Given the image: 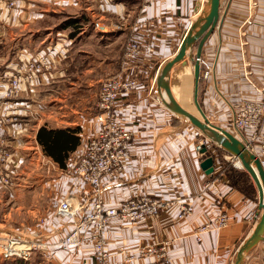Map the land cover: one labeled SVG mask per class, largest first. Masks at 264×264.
<instances>
[{"label": "crops", "instance_id": "1", "mask_svg": "<svg viewBox=\"0 0 264 264\" xmlns=\"http://www.w3.org/2000/svg\"><path fill=\"white\" fill-rule=\"evenodd\" d=\"M206 2L162 0L142 10L141 0H25L19 2L13 11L0 12V50H4L1 49L4 45H10V51H14L10 61L9 56L0 54V73L15 67L21 51H26L33 58L53 61L50 71L40 76L34 97L14 101L21 111L19 124L10 130L23 131L20 137L22 145L15 148L12 137L7 134L0 136V150L11 155L8 169L11 185L0 184L1 189L12 193L13 180L23 162L29 137L39 149L35 136L44 123L53 128H60V125L80 127L81 145L75 157L82 154L84 141L93 135L95 105L91 112L72 111L71 114L67 112V116L55 117L51 109L48 111L45 95L51 94L62 79H67L69 59L77 58V65L81 56L91 55V59H85L92 62L86 70L95 71L92 79L97 81L110 77L138 78V86L130 94L122 96L115 109L125 128L136 134L130 144V158L119 183L103 179V200L106 206L117 207L133 194H140L171 205L146 223L110 221L106 234L111 254L109 264H122L127 255H138L129 264H155L154 258L142 257L139 251L164 242H169L167 253L175 264H234L238 248L255 229L258 199L257 203L253 202L230 186L217 153L214 174H205L201 162L211 156H198L195 149L197 140L205 136L166 107L156 81L160 67L176 56L184 33ZM53 14L78 15L76 17L89 20L94 31L90 35L81 34V39L77 40L79 34L71 39L67 29L56 27ZM49 20L51 23L47 24ZM8 25L20 31L32 25L36 32L32 33L28 28L27 36L10 34L11 39L5 41ZM79 25L84 27L82 23ZM129 41L142 44L143 52L124 62V46ZM89 43L93 44V49L87 54L88 50H83V46ZM197 47L198 44L191 53L193 56ZM201 56L213 63L214 73L208 82L200 79V107L210 124L235 134L231 124L237 109L243 102L260 101L263 96L264 0H221L219 25L205 43ZM7 61L9 63L3 66ZM178 78V82L171 86L173 96L184 109L202 119L194 102L192 66L181 70ZM206 140L207 148L212 149L214 144ZM1 142L5 145L1 146ZM45 161L55 170L49 160ZM3 173L0 166V176ZM52 190L58 198L56 208L68 195H79L83 202L89 196L87 188L66 176L54 182ZM224 199L230 203L228 228L222 234L208 233L202 242H198L193 235L194 230L216 218L218 200ZM183 203L191 204L194 214L180 220ZM47 218L45 226L39 229L35 226L30 230L40 234L50 246L48 253H38L43 258L41 264H95L93 233L82 234L78 247L62 251L58 249V242L71 225L55 214ZM121 250L127 254H121ZM244 264H264V242L247 255Z\"/></svg>", "mask_w": 264, "mask_h": 264}, {"label": "built area", "instance_id": "2", "mask_svg": "<svg viewBox=\"0 0 264 264\" xmlns=\"http://www.w3.org/2000/svg\"><path fill=\"white\" fill-rule=\"evenodd\" d=\"M25 0H0V12L13 11ZM96 1V0H92ZM162 0H141L142 10ZM142 44L129 41L124 46L123 61L131 60L141 55ZM196 56V55H195ZM194 61L200 66V79L208 82L212 79L214 65L201 57ZM53 61L46 58H33L26 51H21L19 61L9 71L0 73V136L7 134L13 138V147L21 144L22 130H10L19 124L20 109L14 102L17 99H32L35 86L44 73L50 71ZM138 78L119 79L106 78L101 82L100 90L95 103L93 121L95 130L84 145L83 152L77 160L69 163L65 168L70 180H75L89 190L86 202L76 194L63 198L56 208L55 215L71 225L68 233L59 240L58 249L68 251L78 247L81 235L93 233V259L95 264H109L111 254L106 238L107 226L110 221L117 220L123 224H142L151 218L161 215L171 204L164 200L148 195L133 194L117 207H108L103 200V179L110 183H119L125 174L126 164L130 158V144L136 134L128 131L116 114V106L122 96L130 94L138 86ZM260 101H246L237 109L232 120L231 128L235 135L256 156L264 169V89ZM5 143L1 142V146ZM207 147V140H197L195 149L198 156L216 158L215 150L208 147L209 153L201 152ZM11 155L0 150V166L4 173L0 176V184L10 186L8 172ZM232 159L236 169L240 163ZM234 158V159H233ZM224 159V158H223ZM15 165V164H14ZM63 170L61 172H64ZM214 174V173H213ZM208 175V176H212ZM219 213L212 222L204 223L193 232L198 242H202L206 234L216 232L222 234L229 226L230 203L227 199L218 200ZM180 220H185L194 214V208L189 203L180 206ZM169 242L159 245H149L139 251L142 257H152L155 264H175L169 257L167 248ZM49 244L40 237V234L24 231H4L0 229V257L6 260L27 262L33 254L49 252ZM121 254H127L121 250ZM138 258V255H127L122 264H129ZM59 264V263H55Z\"/></svg>", "mask_w": 264, "mask_h": 264}, {"label": "rangeland", "instance_id": "3", "mask_svg": "<svg viewBox=\"0 0 264 264\" xmlns=\"http://www.w3.org/2000/svg\"><path fill=\"white\" fill-rule=\"evenodd\" d=\"M53 15L54 16L52 17L55 20L57 28L69 26L66 29L67 31H69L68 36H72L71 39H75L77 34H79V37L77 36V40L81 39L82 35H90V33H93L94 31V27L90 23V21L86 19L84 20L80 17H76L78 15ZM199 15L200 13L198 14V16ZM46 23L50 24L51 21L49 20ZM80 23L84 24V27H81L79 25ZM41 24L44 23L41 22ZM74 24H76V27H73L75 26ZM28 28L32 31V33L36 32L35 28L33 29L32 25H27L25 29L22 28V31L17 28H11L8 25V27L5 28L6 30L4 38H7L5 39V41L11 39L10 34L15 35L19 33L23 34L24 36H27V34H29ZM81 28H83L84 30L82 31ZM92 45L93 44L91 43L84 45L83 50H88L87 54H90V51L93 49ZM1 49L4 50H0V52H2L0 54L9 56L10 61L11 56L14 52L10 51L11 46L4 45ZM90 56L91 55H89L88 57L85 55L81 56V58H79L81 59V62L77 65V58L72 57L71 59H69L68 66L70 69H68L67 72V79H64L65 81H62V79L61 83L57 84L54 89H52L51 94L46 93L45 99L48 105V111H50L51 109V112H54L52 113V116L57 117L63 114L67 116V112H69V114H71L72 111H77L79 113H87L93 110V107L97 100L98 92L100 90L102 79L98 81L92 79L93 76L96 74L95 71L90 72L89 69L86 70L92 62L91 60L85 59H91ZM9 61L4 62L3 66H5L6 63H9ZM176 82L177 81L173 82V84H175ZM43 126H46L47 128L51 129L73 128L65 127L62 125H60V128H53L46 125L45 123ZM29 140L30 142H27L26 144V149L24 151V159L20 166V170L17 172V175L13 180L14 187L12 193L0 188V229L4 231L30 232L32 228H35V226L36 228L38 227V229L45 226L48 219L47 217H49L51 214L52 216H54L57 210L55 202H57L58 198L54 194L55 192L52 190L53 183L57 182L60 177L67 176V173H65L64 171L65 169H60L49 158L44 156L37 142L36 144L39 149H37L36 145L31 140V137H29ZM86 142L87 141H84V143ZM39 150L42 154H40ZM213 150L215 149L213 148ZM216 153L220 157L223 156L224 168H231L232 170L230 171H235L236 168L233 166L234 162L232 161V159L228 160L227 158L229 154L225 152L224 154H221L218 151H216ZM45 159L49 160V163L53 167L58 168H55L57 172L46 163ZM62 170L64 172H61ZM236 170H238V172L239 170L244 171L243 169ZM231 176H234V173L231 174ZM42 262V255H39L38 253L33 254L32 258L27 262L19 260H6L0 257V264H41Z\"/></svg>", "mask_w": 264, "mask_h": 264}, {"label": "water", "instance_id": "4", "mask_svg": "<svg viewBox=\"0 0 264 264\" xmlns=\"http://www.w3.org/2000/svg\"><path fill=\"white\" fill-rule=\"evenodd\" d=\"M220 12L221 0H207L200 15L184 33L176 56L160 67L156 81L160 97L163 99L166 107L174 114L186 119L194 127L199 129L205 138L212 144L237 159L242 169L249 174L257 188L259 202L258 220L254 231L238 248L234 261V264H244L247 255L256 248L258 244L264 242V169L260 161L256 159V156L235 134L213 126L208 121L198 100L201 69L199 64L194 61V56L191 54L194 52V46L198 44L195 57H201L205 43L219 25ZM189 51L190 54L188 55ZM190 66L193 68L195 78L194 102L202 119L184 109L175 99L171 90L173 82H178V74L181 70L189 68ZM201 153L207 155L209 153L208 148L204 147ZM214 162V157H207L201 162V169L206 175L214 173Z\"/></svg>", "mask_w": 264, "mask_h": 264}, {"label": "trees", "instance_id": "5", "mask_svg": "<svg viewBox=\"0 0 264 264\" xmlns=\"http://www.w3.org/2000/svg\"><path fill=\"white\" fill-rule=\"evenodd\" d=\"M67 27H60L59 29L62 30ZM80 134V127L51 129L42 126L36 132V142L44 156L49 158L60 169H65L69 163L77 160L74 155L81 145ZM213 148L224 154L217 146L213 145ZM219 162L224 168L223 156H219ZM230 170L232 169L224 168V175L228 179L230 186L241 192L245 198L257 203L258 191L249 174L240 170L238 172L236 169L235 171ZM233 173L234 176H231Z\"/></svg>", "mask_w": 264, "mask_h": 264}, {"label": "bare ground", "instance_id": "6", "mask_svg": "<svg viewBox=\"0 0 264 264\" xmlns=\"http://www.w3.org/2000/svg\"><path fill=\"white\" fill-rule=\"evenodd\" d=\"M173 92V91H172ZM239 167H241V164L239 163V165H238Z\"/></svg>", "mask_w": 264, "mask_h": 264}]
</instances>
